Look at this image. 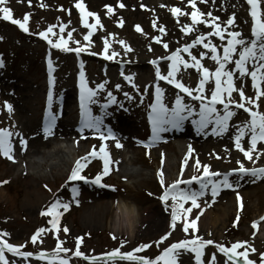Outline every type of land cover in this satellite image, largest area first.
Returning a JSON list of instances; mask_svg holds the SVG:
<instances>
[{
	"label": "rangeland",
	"instance_id": "374dc122",
	"mask_svg": "<svg viewBox=\"0 0 264 264\" xmlns=\"http://www.w3.org/2000/svg\"><path fill=\"white\" fill-rule=\"evenodd\" d=\"M152 1L165 7L166 14L172 8L167 0ZM209 1L196 0L197 8L205 14L211 12L213 17H218L215 23L221 24L222 27H225L229 17L235 14L234 24L227 25L224 40L216 36H208L207 33L212 31L211 26L203 23L197 24L192 31L184 32L183 26L191 24L189 15L173 16V19L170 18L172 22L166 24L160 19L157 11L150 10L145 3L144 7L141 6L144 0H107L99 4L97 8H90L85 4L88 11L95 12L99 16L103 26H97L93 30L91 37L93 43L88 52L102 51L103 38H107L110 45L109 54L117 53L112 59L114 65L108 69L96 63L95 57L86 59L85 73L90 87L96 88L97 84L104 82L109 86V89L97 90L94 99L96 102L93 104L94 113L96 116H103L101 130L111 128L123 147L117 148L116 140L111 138L103 141L107 145L112 163L109 165V174L104 176L102 181L112 189L102 194L80 191L61 202V204L67 203L69 207L67 210L63 207L56 209L62 214L59 231L44 223L41 215L44 207L57 196L59 186L68 179L75 166L74 161L76 162L77 159L92 151L93 146L98 152L101 140L99 136L95 137L94 133H81L76 130L77 118L74 112L77 110V103L73 88L75 72L73 52L53 53L55 85L52 107L54 113L57 112L58 119L52 133L45 136V133L40 130V124L42 120H45L46 109L44 98L46 84L41 60L43 44L27 42L16 35L11 27L0 26V42H3L0 43V60L3 61V65L0 66V128H7L13 132L11 137L13 159L0 155V239L7 240L13 245H23L20 251L33 253V256L24 258L5 250L9 264H48L47 259L40 260L37 257L36 259V253L44 251L50 254L56 248L58 240L62 242V247L69 250L59 254L67 258L69 264H105V262L106 264H134L126 260L114 262L103 254L115 248H120L122 252H130L141 244H148V248L135 254L154 259L172 243L191 239L193 235L214 241L203 250V264H209L213 255L215 264H225L227 257L217 250L216 245L222 244L230 248L237 241H247L248 245L256 249L255 252L249 251V258L259 264V254L264 252V221L260 220V217L264 216V178L255 179L247 176L243 179L230 178L232 188L222 186L223 191L220 195L215 199L209 197L201 201L200 207L193 208L188 214L189 220L199 216L194 233L191 229L185 233L181 220L177 221V227L173 229L171 227V197L167 201L159 199L164 188L160 184L158 171L163 172L165 186L177 178L188 180L193 174H199L193 168L197 158L201 164L210 165L211 170L215 172L238 168L237 160H240L247 168L264 165V142H258L257 145L261 153L259 159L256 158V153H253V159L248 160L236 149L232 140L237 126L250 118L243 109H233L236 115L229 121L228 131L219 136L198 134L191 121H188L184 122L180 130L196 135L198 140L172 139L149 150L142 149L137 144V139L145 136L142 114L150 99V83L154 76V71L149 68L148 62L161 60L159 67L162 74L166 75L168 62L162 58H165L172 49H182L185 44H192L193 47L189 51L197 56L210 72H214L217 65L210 58V50L203 47L204 43L211 41L217 46V54L222 56L223 45L227 44L228 31L241 33L246 41L251 39V23L247 16L250 5L246 0ZM121 3L125 6L120 7ZM175 3V8L178 7L184 13H191L192 7L188 0H175ZM41 4L45 6L41 7ZM105 5L112 7L111 14L108 13ZM7 6L12 9L15 19L22 20L26 13L30 15L29 33L39 36L37 33L46 30L50 25H55L53 32L58 35L51 36L53 41L59 35L68 39V33L71 32L72 38L69 39L71 48L77 47L75 41H80L81 46L87 44L83 37L88 29L79 28L74 2L31 0L29 3V0H7ZM260 10L264 14V0H261ZM171 15H173L172 12ZM207 18L211 19V17ZM88 21L89 23L95 22L92 17H89ZM121 21H123L122 24ZM153 22H155V27ZM61 24L66 26L63 33H60ZM136 25H139L142 31H137ZM161 26L165 29L164 32L159 30ZM110 33L112 35H109ZM202 33L205 34V40L200 44H194L196 37ZM155 37L159 38V42L154 39ZM119 41H124L125 44L122 45ZM165 44L168 48L164 47ZM239 47L238 45L237 48ZM202 52L206 53L203 58L200 56ZM180 55L188 61L190 66L184 68L183 64L179 65L176 78L186 86L196 89L200 78L198 70L191 67L193 62L187 52L181 51ZM235 58H238L237 54H234ZM115 62L123 64L125 74L132 77V87L124 86L118 79ZM247 67L251 70L252 63L249 62ZM225 69L235 70L234 60L226 64ZM238 77L239 73L234 71L236 86L243 85L245 94L254 97L255 90L252 88L250 76ZM117 85H119V90L114 89ZM213 87L214 78L205 85L204 95L206 97L210 98ZM109 92L116 98V103L102 110L101 104H108ZM125 93H128L127 97ZM233 97L239 100V93L234 92ZM164 98L165 103L168 104L166 106L171 108L174 105L176 94L165 90ZM5 101L12 105L11 113L5 108ZM257 103L258 110L264 112V97ZM192 106L198 111L199 105L193 104ZM249 107L257 110L256 105H249ZM217 108L222 113V105H217ZM104 113L108 114L104 115ZM16 133L21 134L26 140V147L19 143L20 136L15 135ZM248 140L247 135L242 140L245 148L249 146ZM187 145H191L194 151L188 156L181 176V164L188 153V149H185ZM67 149L71 151L70 158L74 166L68 167L60 174L54 170L52 165L54 162L61 163L67 159L68 154H65ZM175 151L180 161H177L176 165L174 160L173 165L166 167L168 154L175 155ZM130 158H133L132 163ZM33 164L36 165L34 172H41L44 178L29 174V165ZM16 166L15 170L13 167ZM102 167L103 161L97 156L90 159L81 174L84 176L90 174L93 178L102 170ZM13 170L15 171L12 172ZM193 190L196 189L193 188ZM238 194L241 197L239 203L242 204V208L239 207L234 197ZM124 204L133 206L141 220L136 223L133 235L127 229L122 230L117 226V217L120 215L119 206ZM184 206L191 207V202L188 201ZM238 209L239 219L237 220ZM152 213H161L162 223L157 228L151 229L149 220ZM86 214L89 217H86ZM217 217H220V222L215 223ZM201 219H204L202 225ZM234 221H236L235 224ZM253 221H258L256 229L252 228ZM234 225L238 227L240 236L226 240L227 230ZM65 227L68 229L67 232L64 231ZM39 228H44L45 232L34 244L31 237ZM5 233L7 235H4ZM167 233H170L167 239L157 246L156 241ZM78 237L81 238L79 250L84 253V257L73 255L76 251ZM121 241H125L122 247ZM237 251H243V249ZM194 255L190 250L181 249L176 257V264H195ZM85 257H98L99 259L92 262ZM54 264H58V261ZM228 264L232 262L228 261ZM237 264H243V259H238Z\"/></svg>",
	"mask_w": 264,
	"mask_h": 264
},
{
	"label": "snow or ice",
	"instance_id": "6c2138e0",
	"mask_svg": "<svg viewBox=\"0 0 264 264\" xmlns=\"http://www.w3.org/2000/svg\"><path fill=\"white\" fill-rule=\"evenodd\" d=\"M202 2H207V0H202ZM246 2L250 5L249 14L252 19L251 24V39L246 41L242 34L235 31H228V39L227 44L223 45V55L220 56L217 54V46L214 45L211 41L203 44V47L210 50L211 56L210 58L216 63L217 67L214 72H210V70L203 66L200 59L197 56L193 55L189 49L193 47L192 44H185L182 49H177L172 52L170 56L166 57L167 60L171 61L168 65L167 74L164 75L161 72L160 67L157 65V61L153 60L151 63L153 65H157L155 67V77L157 80L167 81V83L174 85L181 92L185 93L188 97H191L193 100L200 101L198 111L190 104L184 103V97L181 95H177L175 98L174 106L169 108L163 103V89L160 86H156L155 88V102L150 105L151 111L148 113V120L151 125V136L147 142L138 141V143L143 144L146 148H150L152 144L162 139L161 133H165L170 131L171 129L179 130L185 121L191 119V124L195 127L196 132L198 134L205 133V130L211 126V134L212 135H222L227 132L229 129V121L236 115L230 105H234L237 109H243L244 112L248 114L250 117L246 121H244L241 125L237 126L236 133L232 137V140L235 143V147L238 151L243 153L244 158L248 160L253 159V153H256V158L259 159L260 151L257 149L258 142H264V112L259 111V105L257 101H259L262 97H264V14L261 13L260 3L261 0H246ZM31 3V0H29ZM188 3L192 7L191 13H184L179 8H171L173 16L177 15H189L191 18L190 25H184L183 31L189 32L194 30V27L197 24L203 23L205 25H210L212 31L208 32V36H216L221 40L225 39V31H227V25L234 24L235 14L229 17L226 22L225 27H222L221 24L215 23L218 20V17H213L211 12L207 14L200 11L197 8L196 0H188ZM45 5L41 4V7ZM120 7H124L122 3L119 5ZM75 7L79 10L80 13V22L84 25L85 28L88 29L86 35H84L83 39L87 41L86 45L81 46L80 41H75L77 44L76 48H71L69 46V39L72 38V33H68V39H65L63 35H59L58 38L53 41L51 36H56L58 34L53 32V28L55 25H50L46 30L37 33L41 38L47 41V43L52 47L59 49L63 52H75L77 56L81 52L88 51L91 47L93 41L91 39L93 35V30L97 27H103L99 16L95 12L88 11L85 4L82 0H75ZM108 10V13L111 14L113 9L111 6L105 5ZM94 18V23H89L88 18ZM207 17H211L208 19ZM0 18L5 21H10L12 24L17 25L22 31L29 32V14H24L23 19H15L13 17V12L10 7L7 6V0H0ZM121 24L123 21L120 22ZM153 26L155 27V22H153ZM60 33H63L65 30V25L61 24ZM137 31H142L139 25H136ZM161 32H164L165 29L161 26L159 29ZM51 34V35H50ZM109 35H112L111 33ZM103 49L100 53L92 52V55H101L106 60H112L117 53L112 52L109 54V42L107 38H103ZM154 39L159 42V38L155 37ZM205 40V34H201L196 37L194 44H200ZM122 45L125 44L124 41H119ZM240 46L237 48V46ZM127 47V46H125ZM165 48H168V45H164ZM130 50V49H127ZM181 51L187 52L191 57V67H194L198 70L200 74V79L197 84L196 89H192L186 86L181 80L176 78V73L178 71V66L183 64L184 68H188L190 65L188 61L184 60L181 57ZM234 54L238 55V58L234 59ZM206 53H200L201 58L205 56ZM234 60L235 70H226L225 66L229 62ZM252 63L251 70L247 67L248 63ZM3 65V61L0 60V66ZM79 72V101H80V128L79 131L81 133L84 132L85 129H92L96 133H99V137L101 140V144L99 146V150L97 152L95 146H93V150L87 153L85 156L80 157L76 160L75 166L72 168L71 173L68 176V181H84L85 183H92L96 185H101V181L104 176H107L110 172L109 165L112 163L109 152L107 151V145L103 143V141L108 139L116 140V147L120 148L123 145L116 139L115 134L113 133L111 128L107 129V134L101 130V126L103 124V116L93 115L91 104H94L96 101L94 97L97 95V90H102L105 87L106 82L100 83L96 85V88H91L88 86V81L85 78L84 73V65L81 62ZM55 71L53 61L48 59V93H47V103L48 107L45 110V126L44 133L47 137L52 133V129L56 124L58 119V115L54 113L52 109L54 93L53 87L55 85V77L53 72ZM234 71L239 73L238 78H244L246 76H250L252 88L255 90V96L249 97L245 94L244 87L241 85L237 87L234 81ZM123 74V73H122ZM126 80L129 82L132 81L131 76H125ZM214 78V87L211 89L210 98L206 97L204 93L206 92L205 85L210 80ZM136 87V85H133ZM119 88V85H117ZM147 91V89H145ZM239 93V100H236L233 97V93ZM196 93V94H194ZM125 96H128V93H125ZM207 100V102H205ZM116 103V98L112 95L111 92L108 93V104ZM108 104L102 106V110L108 107ZM217 105H223V111L217 108ZM249 105H256L257 110H253ZM5 108L9 113L12 112V105L5 101ZM108 113H104L107 115ZM206 134V133H205ZM15 135L20 136L19 143L22 146L26 147V140L21 136V134L16 133ZM249 136L248 147L245 148L242 144V140L245 136ZM13 136V132L9 131L7 128H0V155L7 157L8 159H13L12 152L13 146L11 137ZM194 151L191 145L188 147V153L186 154L184 162L181 164V176L183 175L184 166L187 164L188 156ZM99 156V158L103 161V167L97 175L92 178L90 181L88 177L82 175L84 168L90 162L91 158H95ZM219 158V157H217ZM236 163L239 165L238 168L232 169L227 173H220L212 171L210 165L201 164V161L197 158L195 160V164L193 165L194 171L199 174H193L188 180L177 178L172 183L167 184L165 186L164 175L162 171H158L157 175L160 179V184L164 188L163 194L159 197L161 201H167L169 197L172 200V211H171V227L174 229L177 227V221H182L183 231L188 233L191 229L194 233L197 224L196 221L199 219L197 215L195 219L189 220L188 214L192 212L193 208H199L198 198L205 194V190L208 189L209 185H211V194L213 199L218 194V191L221 186L224 188H232L233 184L230 182L229 177L236 173L239 175L241 179L246 176L254 177L255 179L264 178V167L259 168H247L240 161L237 160ZM202 169V171H200ZM214 177H222V179H213ZM197 182L200 185L199 191H192L190 189L181 188L180 185H189L192 182ZM103 187H108L107 185H101ZM73 194L77 193V189L73 187L71 189ZM240 197L237 196V201L239 207L242 208V204H240ZM188 201L191 202V207H185V203ZM63 207L64 210H67L69 205L67 203L61 204V202L57 199L48 209L47 213L52 217L49 223L52 225L53 229L59 231V217L61 215L60 212L56 211V209ZM44 214V213H42ZM239 219V209L237 212V220ZM261 221H264V216L260 217ZM236 221H234V224ZM258 227V221L252 222V228L256 229ZM64 231L67 232L68 229L65 227ZM45 232L44 228L37 229V232L31 237L32 242L35 244L38 238L42 233ZM4 235H7L6 233ZM170 233H167L164 236L160 237V240L156 241L157 246L167 239V236ZM115 239V237H113ZM81 243V238H77L76 240V251L73 252V255L76 257H84V253L79 250V245ZM125 241H121V247ZM212 240H204L199 236L193 235L191 239H183L178 242L172 243L168 247L164 248L159 255H157L154 259H150L145 256H139L135 253L141 252L144 249L148 248V244H141L137 248H134L130 252H122L120 248H115L109 253L103 254L108 259L112 261L116 260H126L134 262V264H176V257L179 255V250L183 249L185 251H191L194 253L195 264H203L202 256L203 250L207 245L213 244ZM23 245H13L9 243L7 240L0 239V264H9V261L6 259L5 250L13 253L16 256L28 258L33 256L32 252L28 251H20ZM216 248L219 252L223 253L227 257V261L225 264H228V261H231L232 264H237L238 259H243V264H257V261H254L249 258V251L255 252L256 249L252 248L251 245L247 244V241H237L231 245L230 248L225 247L222 244H217ZM238 249H243V251H237ZM69 250L62 247V242L58 240L56 244V248L51 251V253H46L41 251L36 253V256L40 260H48V264H54V262L58 261V264H69V260L65 257L60 256L61 252H68ZM260 260L259 264H264V252L259 254ZM86 259L95 262L98 257H85ZM106 264V262H105ZM209 264H215V256L213 255Z\"/></svg>",
	"mask_w": 264,
	"mask_h": 264
},
{
	"label": "bare ground",
	"instance_id": "6f19581e",
	"mask_svg": "<svg viewBox=\"0 0 264 264\" xmlns=\"http://www.w3.org/2000/svg\"><path fill=\"white\" fill-rule=\"evenodd\" d=\"M60 1H68V0H60ZM69 1H71V3H73V2L75 3V0H69ZM105 1H107V0H82V2L84 4H86L90 8H92V7L93 8H97L98 6H100L99 4L105 3ZM167 2L169 4V6H172V8L176 7L175 0H167ZM209 2H212V0H210ZM144 3H145V6L148 5L150 7V10L154 9L155 11H157L161 20L165 21L166 24H170V21H171L170 18L173 19V15H171V11L170 10H169L168 14H166L167 13V11H166L167 9L165 7H163V6H161L160 4L155 3L152 0H144V2L141 4L142 7H144ZM210 4H212V3H210ZM174 136H176L175 138H177V139H179V138H187L188 137L191 140H193V138H191L188 134H184V133H179V134L175 133ZM188 147L189 146H186L185 149L187 150ZM65 154H68L67 157H66L67 159L66 160L63 159L64 161L61 162L62 164L59 161H57V162H54L53 165H52L54 167V170H56L60 174L63 171H66L68 167L73 165L72 164L73 161L70 158L71 157V151L67 149ZM131 159H133V158H130V162L132 163ZM172 161L176 162L175 163L176 165H177V161L178 162L180 161V158H177V151H175V155L174 154H170V153L168 154L165 166L167 167V166L173 165ZM13 168L16 170L17 166L13 167ZM35 169H36V165H34V164L33 165H29V169H28L30 171L29 174H31V176L44 178V174H41V172H38V171L34 172ZM15 170H13L12 172H14ZM36 198H38L37 195H36ZM120 203H122V202H120ZM126 206H128V205H126ZM126 206H125V204L119 206L120 215L117 217V222H118L117 226L119 227V229H122V230L123 229H127V231L131 235H133L134 231L136 229L135 228L136 223L138 221H141V220H140V217H138L139 215L137 214V211H136V209L133 206H128V207H126ZM85 216L89 217L88 214H86ZM161 218H162L161 217V213H157V214L152 213L151 214V218L149 220L151 229L152 228H157L158 226L161 225V223H162ZM219 218L220 217L216 218L215 223L216 222H220ZM88 221H89V219H88ZM203 223H204V219H201V225Z\"/></svg>",
	"mask_w": 264,
	"mask_h": 264
},
{
	"label": "trees",
	"instance_id": "16d2710c",
	"mask_svg": "<svg viewBox=\"0 0 264 264\" xmlns=\"http://www.w3.org/2000/svg\"><path fill=\"white\" fill-rule=\"evenodd\" d=\"M63 189H66L65 187L63 188ZM66 190H64V192H65Z\"/></svg>",
	"mask_w": 264,
	"mask_h": 264
}]
</instances>
